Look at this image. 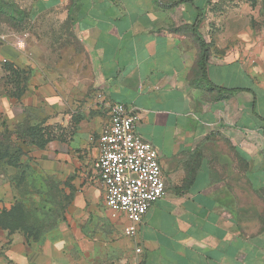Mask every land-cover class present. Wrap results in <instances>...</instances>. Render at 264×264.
<instances>
[{
  "label": "crops",
  "instance_id": "0c3cea01",
  "mask_svg": "<svg viewBox=\"0 0 264 264\" xmlns=\"http://www.w3.org/2000/svg\"><path fill=\"white\" fill-rule=\"evenodd\" d=\"M210 2L0 0V14L13 20L26 11L70 20L108 110L55 152L58 167L82 186L74 218L41 247L10 236V264H264V42L227 54L211 46ZM198 36L210 47L205 78ZM11 63L26 62L15 54ZM112 103L136 117L166 183L135 241L124 236V216L112 219L105 205L100 224L92 203L96 185L105 201L94 164ZM14 110L2 99L3 130Z\"/></svg>",
  "mask_w": 264,
  "mask_h": 264
},
{
  "label": "rangeland",
  "instance_id": "374dc122",
  "mask_svg": "<svg viewBox=\"0 0 264 264\" xmlns=\"http://www.w3.org/2000/svg\"><path fill=\"white\" fill-rule=\"evenodd\" d=\"M209 12L208 40L214 48L227 54L264 42V0H211ZM16 37L25 39L23 49ZM15 54L24 66L11 63ZM2 99L13 103L15 117L23 120L9 122L10 137L0 136L3 147L21 150L0 157V263L10 264V236L23 234L41 247L47 234L74 218L71 206L82 186L58 167L55 152L71 145L86 122L104 120L108 110L88 52L59 12L32 18L26 11L22 21L0 14V111ZM1 122L0 117V127ZM92 203L101 224L106 213L98 185Z\"/></svg>",
  "mask_w": 264,
  "mask_h": 264
},
{
  "label": "built area",
  "instance_id": "2783aa9c",
  "mask_svg": "<svg viewBox=\"0 0 264 264\" xmlns=\"http://www.w3.org/2000/svg\"><path fill=\"white\" fill-rule=\"evenodd\" d=\"M15 43L19 49L26 44L18 37ZM109 112L94 168L111 218L124 216L128 223L124 236L135 241L151 206L166 196V183L156 148L137 133L136 117L118 103H112Z\"/></svg>",
  "mask_w": 264,
  "mask_h": 264
},
{
  "label": "trees",
  "instance_id": "16d2710c",
  "mask_svg": "<svg viewBox=\"0 0 264 264\" xmlns=\"http://www.w3.org/2000/svg\"><path fill=\"white\" fill-rule=\"evenodd\" d=\"M199 39V43L202 49V55H201V60H200V66H201V70H202V75L205 78V71H206V65L208 63L209 57H210V47L209 45L205 42V40L198 36ZM10 133L9 130L5 129L3 132H0V136L4 137L7 136L10 137ZM16 141H21V138L18 136V138L15 140V143H17ZM13 149V152L15 153H20L21 150L15 146L14 148H8L7 146L3 147L2 144H0V157L1 158H5V155H7V153L9 152V150ZM7 164L11 163V161L6 162ZM28 239V237H27ZM29 241V240H28Z\"/></svg>",
  "mask_w": 264,
  "mask_h": 264
}]
</instances>
